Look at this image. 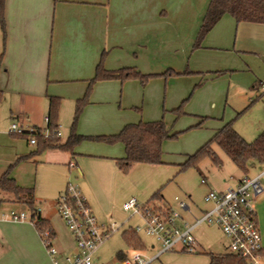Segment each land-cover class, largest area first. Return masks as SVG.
Wrapping results in <instances>:
<instances>
[{"label":"crops","instance_id":"obj_1","mask_svg":"<svg viewBox=\"0 0 264 264\" xmlns=\"http://www.w3.org/2000/svg\"><path fill=\"white\" fill-rule=\"evenodd\" d=\"M193 1L200 5L198 15L201 16L202 24L210 0H6L5 34L0 24V53H4L0 68V89L2 93L4 92L5 100L7 95L12 94L21 98L16 107L11 108L12 115L14 118L17 116L21 118L22 123H26L27 126L44 130L40 121L43 118L46 121L50 97L64 93L59 89L52 91V83L89 85L96 74L103 48H117V50L127 48L129 57L135 60L144 55H151L152 53L145 51H149L148 43L156 42V34H160V28L165 26L174 28L176 23H173L171 17L175 11H178L177 3L186 7ZM114 28L117 33L115 37L118 39L112 40L111 33L114 32ZM233 29L235 34L231 39ZM117 31L124 33L119 34ZM204 44L208 48L234 49L245 56V64L250 70L253 69L264 75V23L237 22L233 16L226 14L208 33ZM128 55L126 52L122 53L119 55V60L127 59ZM121 65H126L120 66L126 68L132 67L130 65L133 63L129 60ZM263 86L264 81L261 79L255 80L251 86L259 99L264 97ZM77 93L73 95L80 94ZM253 102L251 100L248 108ZM113 129L109 131L111 133L99 135L116 134L121 130L117 127ZM243 138L247 140L244 136ZM105 143L107 145L99 147L98 151L86 147L73 151L56 147L40 150L42 145L37 143L38 147L21 155V157L25 155L29 157L20 158L39 164L35 187L22 185L17 175H12L10 172V177L15 179L19 186L36 189L37 207H41L39 209L42 216L49 220L55 232L54 243L59 249V257L62 260L76 250V243L70 231L65 230L66 234H63V230L56 223L58 199L69 182L78 185L98 221L102 224L116 222L119 225L118 232L130 221L131 216L122 208L123 203L130 197L137 196L141 202L151 207L175 211L166 203L165 192L181 167L140 162L134 164L131 170L125 173L120 170L117 163L119 158L126 155L125 145L122 142ZM218 155L222 160L221 165L218 166L222 173H226L222 181H215L210 175L211 171H208V174L201 169L199 171L203 175L206 183L203 187L207 191L209 189V191H225L228 187H236L243 177L256 176L261 177L264 187V161L252 163L248 172L244 173L227 155L229 159L219 153ZM16 156L18 153L14 155ZM72 162L75 166L71 165ZM10 167L11 165H0V178L7 170L10 171ZM0 196L1 202L26 205L15 200L10 193L1 191ZM188 197L192 199L191 194H188ZM175 200L182 219L187 222H192L213 207L209 210L194 208L190 201L179 196H176ZM180 202H184L186 208H182ZM254 207L264 248V191L254 198ZM9 210V212H22ZM135 224L139 225V222ZM135 224L125 228L124 231L134 229ZM211 229L219 232V238L209 235ZM194 233L198 244L195 252L192 253L183 249L160 253V244L157 241L152 242L147 246L150 252H154L149 256L150 259L154 258L150 264L155 262L156 264H210L207 252L216 254L229 252V250L222 252L218 248L220 244L228 248V240L218 226L205 224L198 227ZM0 245H2L0 248L2 254L8 250L13 251L16 255L13 261L17 264H53L38 230L28 221L10 223L0 220ZM119 250L126 252V259H129L133 256L130 251L139 249L128 248L123 238V247ZM99 257L97 252L96 258ZM98 260L101 263V260ZM116 260V264H122L124 261L118 258Z\"/></svg>","mask_w":264,"mask_h":264},{"label":"rangeland","instance_id":"obj_2","mask_svg":"<svg viewBox=\"0 0 264 264\" xmlns=\"http://www.w3.org/2000/svg\"><path fill=\"white\" fill-rule=\"evenodd\" d=\"M199 6L195 1L191 5L187 4L186 7L177 3L178 11H175L171 17L176 24L174 28L170 26L160 28V34H156V42L148 43L149 51H145L152 53L151 55H144L142 59L135 60L129 57L127 48L101 50L98 62L103 58L105 68L112 70L122 68L120 66L126 65L121 64L131 60L133 65L130 66L148 75L145 79L131 77L97 81L91 86L90 91L87 83H52V91L59 89L64 92L59 95L60 139L66 140L73 126L78 134L97 136L114 130V127L120 130L130 123L162 120L170 134H176L162 143V164L179 168L189 155L201 148L213 137L215 131L229 120H234V128L249 141L264 130V97L259 99L251 87L257 79L264 81V75L253 69L250 70L245 64V56L232 48H208L204 44L205 39L200 47H194L201 25V16L198 15ZM115 31L114 28V32L111 33L112 40L118 39L115 37L117 34ZM234 34L233 29L231 39L234 38ZM228 41L227 38V45ZM124 52L128 57L120 61L119 55ZM82 86L83 88H80ZM77 92L80 94L74 96L73 94ZM85 96L86 102L76 119L78 98ZM20 99L12 94L7 95L5 100L4 92L0 99V165H11L10 172L12 175H17L19 183L35 187L39 164L20 158L22 154L38 147L37 142L35 144L30 142V138H36V135L31 133L19 135L11 132L12 124L15 123L19 127L26 124L22 123L18 116L14 118L11 112V108L16 107ZM251 100L254 102L248 108ZM40 124L45 131L38 129L43 135L48 136L47 121L43 118ZM103 145L107 144L102 140L86 138L74 149L86 147L98 151L99 147H104ZM212 146L220 155L227 157L216 143ZM16 153L18 156L14 157ZM200 169L205 174L211 171L210 175L219 182L226 174L222 173L219 166L209 157L203 158L198 167L188 166L178 170L165 192L166 203L175 211L181 212L175 200L176 196L190 201L194 208L209 210L213 206V202L205 198L210 189L207 191L203 187L206 183L199 172ZM188 194L192 195V199ZM35 195L37 198L36 189ZM9 209L24 211L30 221L31 211L28 206L0 201L1 221L12 223L1 219L2 214L8 213ZM56 220L63 234H66L69 229L59 212ZM138 222L139 225H143L139 215L131 216L129 223L123 229L118 232L119 228H116L111 232L95 252L92 264H116L117 250L123 247L122 232ZM139 234L146 248L132 250L130 254L140 253L144 259H148L154 252H150L147 246L156 240L144 231H140ZM209 235L217 238L219 232L211 229ZM44 248L46 249L45 245ZM218 248L222 252L229 250V247H223L221 244ZM97 252L101 263L96 258ZM14 259L16 255L13 251L8 250L3 254L0 251V264H17Z\"/></svg>","mask_w":264,"mask_h":264},{"label":"trees","instance_id":"obj_3","mask_svg":"<svg viewBox=\"0 0 264 264\" xmlns=\"http://www.w3.org/2000/svg\"><path fill=\"white\" fill-rule=\"evenodd\" d=\"M5 3L6 0H0V24L5 34ZM226 14L233 16L237 22L248 21L256 23H264V0H210L208 9L200 26L198 36L194 47L201 46L203 40L208 33L214 28L219 20ZM4 53H0V68L2 65ZM172 72V71H171ZM131 77H139L145 79V75L133 67L121 68L118 70H108L103 65V58L96 67V74L90 80L89 90L97 81L111 79H127ZM2 98V90L0 89V99ZM86 102V96L77 101L76 119ZM60 97L51 96L48 110L47 130L48 136L38 130L36 142L42 146L40 150L47 148H60L73 151L83 139L91 138L102 140L108 143L122 142L125 145L126 155L117 160L120 170L127 173L136 163H162V143L168 138L176 136L170 134L165 123L162 120L149 121L145 123H130L125 125L118 133L110 135L85 136L75 132L74 126L68 139L61 142L60 136L56 134L59 127V109ZM75 125V124H74ZM216 143L226 155L236 164V166L247 173L252 163L256 161H264V131L261 132L253 141H247L234 128L233 120L225 123L219 128L213 137L208 140L195 153L189 155L185 163L181 164V169L188 166L198 167L199 162L209 157L216 165H221L222 160L212 144ZM25 155L21 158H27ZM200 171V170H199ZM4 191L14 196L15 200L22 201L30 208L31 218L34 220L35 227L40 236L44 230L50 231V236L55 237V232L47 218L43 217L38 210L36 204V196L34 188H24L19 186L15 179L10 177V171L7 170L0 178V192ZM160 194V193H157ZM148 205V204H146ZM150 206V205H148ZM151 207V206H150ZM155 212L170 213L168 209L151 207ZM123 238L128 248L144 249L145 244L140 234L135 229H127L123 232ZM184 251V250H183ZM210 257V264H247L243 258L231 252L216 254L207 252ZM117 258L123 261L127 258L126 252L119 250Z\"/></svg>","mask_w":264,"mask_h":264},{"label":"built area","instance_id":"obj_4","mask_svg":"<svg viewBox=\"0 0 264 264\" xmlns=\"http://www.w3.org/2000/svg\"><path fill=\"white\" fill-rule=\"evenodd\" d=\"M48 122V117H46ZM38 128L27 125L12 124L11 132L19 135L35 134ZM47 130V129H46ZM49 131L47 130L48 134ZM56 134L61 135L57 130ZM30 142L35 144L36 138ZM75 166V163H71ZM264 191L261 177H243L236 187H228L225 191L211 190L206 200L213 202V207L196 217L192 222L182 219L180 212L171 211L168 214L155 212L146 203L133 196L127 199L122 208L130 216L139 215L143 225H136L135 231H144L153 237L161 246V252L183 249L186 252H195L198 244L195 230L205 224L216 225L227 238L229 252L243 258L247 264H264V248L262 233L258 225L254 207V198ZM186 208L184 202H180ZM40 211V209L38 208ZM58 212L65 221L75 243V253L66 255L62 260L59 249L54 243V237L49 230H44L41 239L53 264H92L93 256L103 241L111 232L119 228L116 222L102 224L94 215L86 198L81 194L77 184L69 182L65 191L58 199ZM2 220L11 222L28 221V215L22 212H8L2 214ZM35 225L31 218L28 221ZM154 258L144 259L140 253H134L122 264H150Z\"/></svg>","mask_w":264,"mask_h":264}]
</instances>
